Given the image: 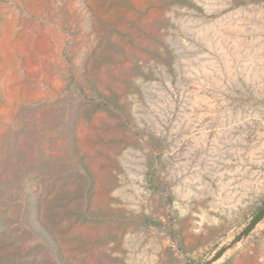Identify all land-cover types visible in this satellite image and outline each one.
<instances>
[{
	"label": "rangeland",
	"instance_id": "374dc122",
	"mask_svg": "<svg viewBox=\"0 0 264 264\" xmlns=\"http://www.w3.org/2000/svg\"><path fill=\"white\" fill-rule=\"evenodd\" d=\"M264 0H0V264H264Z\"/></svg>",
	"mask_w": 264,
	"mask_h": 264
},
{
	"label": "water",
	"instance_id": "95a60500",
	"mask_svg": "<svg viewBox=\"0 0 264 264\" xmlns=\"http://www.w3.org/2000/svg\"><path fill=\"white\" fill-rule=\"evenodd\" d=\"M263 218H264V206L256 213L252 222L237 235V237L235 238V241L248 235L255 228V226L260 221H262ZM227 248H222L221 250H219L205 264H215Z\"/></svg>",
	"mask_w": 264,
	"mask_h": 264
}]
</instances>
